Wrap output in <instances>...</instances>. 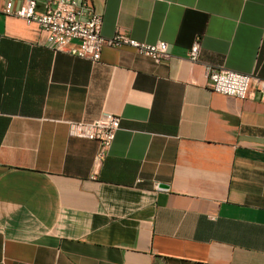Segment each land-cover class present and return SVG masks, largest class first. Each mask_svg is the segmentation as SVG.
<instances>
[{
  "label": "crops",
  "instance_id": "crops-1",
  "mask_svg": "<svg viewBox=\"0 0 264 264\" xmlns=\"http://www.w3.org/2000/svg\"><path fill=\"white\" fill-rule=\"evenodd\" d=\"M92 2L104 36L170 56L106 45L93 61L0 12V261L264 264V102L255 80L240 99L206 72L264 79V0ZM105 112L121 125L96 168L98 141L69 121Z\"/></svg>",
  "mask_w": 264,
  "mask_h": 264
},
{
  "label": "built area",
  "instance_id": "built-area-1",
  "mask_svg": "<svg viewBox=\"0 0 264 264\" xmlns=\"http://www.w3.org/2000/svg\"><path fill=\"white\" fill-rule=\"evenodd\" d=\"M14 5L15 0H0V12L17 16L28 23H37L47 33L48 44L54 49L66 48L72 54L93 61L100 60L106 45H128L155 61L170 56L166 40L144 42L121 31L104 36L101 32L103 15L95 10L92 0H46L42 9L37 0H23L20 6ZM200 51L201 43L196 40L188 52L189 60L198 61ZM206 72L211 90L240 99H247L254 94L252 83L255 80L256 90L264 102V79L212 64L206 65ZM120 125L121 116L112 112H105L91 121H69L71 135L98 141L96 168L108 154ZM0 264L5 263L0 261Z\"/></svg>",
  "mask_w": 264,
  "mask_h": 264
},
{
  "label": "water",
  "instance_id": "water-1",
  "mask_svg": "<svg viewBox=\"0 0 264 264\" xmlns=\"http://www.w3.org/2000/svg\"><path fill=\"white\" fill-rule=\"evenodd\" d=\"M161 186H162V187H168V185H167V184H161Z\"/></svg>",
  "mask_w": 264,
  "mask_h": 264
}]
</instances>
